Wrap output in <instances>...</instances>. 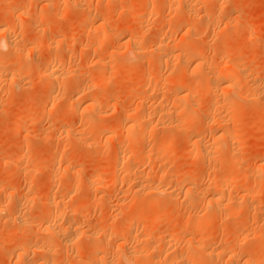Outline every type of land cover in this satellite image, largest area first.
Here are the masks:
<instances>
[{
  "label": "rangeland",
  "instance_id": "obj_1",
  "mask_svg": "<svg viewBox=\"0 0 264 264\" xmlns=\"http://www.w3.org/2000/svg\"><path fill=\"white\" fill-rule=\"evenodd\" d=\"M0 1V30L4 28L9 29L11 31L9 35L10 41L13 43L11 49L10 47L9 49L8 47L5 48L3 44V34L2 32L0 33V43L3 44L0 45V206H2L0 210L4 212L0 214V264H45L46 262V264H105L104 260L113 261L115 264L117 261L119 262V259L116 258L123 253H128L130 251L140 252V250L163 259L168 251L169 254H167L171 256L173 255V251L177 253L185 248L187 249V247L183 245L182 239L180 240L184 235H187L186 238L191 239V250H193L192 246H195L197 241L206 238V236L210 238V245L208 246L210 249L208 248L207 251L213 249H228L233 251L236 247L233 248L230 241L232 242V240L236 238L234 236L239 235L240 238L242 237L243 241L241 242L242 245L240 244L241 246L236 250L237 253H242L244 259L245 257H249L248 259L253 260L254 263L257 262L256 264H264V260H260L261 255L264 254V0H205L203 2L194 0V11H190V13H193H191L190 17L191 19L193 18L191 22L192 25L190 24L191 27H189L192 34L188 33L190 34L188 36H186L187 34L184 35V29L190 25L186 28L181 27L182 25L178 22V18L180 19V17H178L179 15H176V19L174 13L170 14L172 13V8L170 9L168 6L169 3L174 4L173 9L179 8L180 10V8H183V5H185L186 0L178 2L177 5L175 4L177 0H115L114 3L116 4L113 2H111L113 5L110 4L114 6V9L112 8V11L108 13L109 16L106 17L108 26L106 27V30H108L107 32H120L125 28L124 26H127L129 23L128 26H133V31L139 34V36L141 35V37L145 39L144 41L149 38H155L153 40L154 42L159 39L160 36H162L165 41L170 38H186L188 40H185L188 42L190 39V45L184 49L182 53L186 54L188 52L187 54H189L197 50L202 51L200 49L204 48L202 52L205 53H203L205 55V63H202L204 61L201 63L203 69L206 66L205 70L207 68H213V66H215L214 68H218L219 66L222 69L226 70L227 68V70L230 71L232 69V63H235V66L242 62L247 63L242 70V74L243 76H248V80L250 79L249 84L246 83L245 86H240V82L242 81L241 77H243L242 74L234 79V87L236 89L234 88L235 93H233V95L238 103L241 104L237 105L238 107L235 106L236 110L238 109V113L234 112L235 114L233 113L229 117L219 110L221 113L218 111L216 118H213V114L209 109L213 107L211 104H214V102L217 103L214 104L216 108L221 107L223 103H220L219 100L221 99L220 97H222L220 96L222 92H220L218 88L217 91L214 88V92L212 90V92L210 90L207 91L205 87L207 84L206 79L202 80L199 78L200 75L195 73V76L198 78L196 79L194 74H191L194 66L185 68L186 70L188 69L186 71L183 69L185 66L179 61L176 62L177 59L173 60L172 57H170V62L167 57H164L167 63L163 64H166L167 67L164 65V68L163 64L161 68L157 66L156 56L149 54L150 49L146 51L147 48L151 47L150 44L153 43L151 42L152 39L149 42L147 41L150 47L145 42L144 46L148 45L147 48L143 47L141 49V55H143L144 52L147 54L146 56L145 54L139 56L141 60L139 57L137 58V56L134 58V55L125 51V46H120L119 43L122 44L124 41L109 38L102 39L103 41L100 40L99 44L102 47L100 50L102 49V51L100 52L99 50V53L93 54V51L87 50L88 48H86V45L94 40L92 35L94 34V29H92V26L94 28L95 25H92L91 22H88V24H85V22L82 23V17L78 15L83 13H81L83 9L81 8L82 5L79 7V4H82V2L78 4V9L77 6L71 8L69 4L70 1L67 3V1L62 2L63 0L61 2L60 0ZM99 1L86 0L85 3L91 7V10L88 9L87 12H92L95 8L99 9L100 4L101 8H104L101 10L106 12V4L108 1L101 0L103 3ZM162 2L165 3V6ZM181 2H183V4ZM64 3L65 5H63ZM128 7H130L132 11H142H140V15L135 16L134 13H126ZM60 8L65 14V16H62V19L54 15L56 9L58 10ZM80 9L81 11L79 12ZM66 10L70 11V13H67ZM104 11L102 12L105 13ZM175 11L177 10H174V12ZM183 12L184 11H182V13ZM178 14L181 13L179 12ZM42 15L43 17L45 16V19H40ZM142 17L145 18L143 21ZM79 21L82 26L81 24L78 25ZM121 28L122 30H120ZM75 30L78 33H76ZM254 35H257L255 41H253ZM143 50L145 51L143 52ZM185 50L188 51L186 52ZM233 50L236 51L237 55L234 58H228ZM220 57L225 60L222 59V62ZM125 58L128 59L127 62ZM49 60L54 61L57 67H59L57 71L47 79L43 75V70ZM171 60H173L174 63L176 62V65L179 62L182 66L178 64L180 68L176 65L174 67V63H172ZM98 62H102L103 64L101 63L98 65ZM236 62L238 64H236ZM95 65L98 66L95 67ZM103 65L105 68L107 65L108 69L102 67ZM172 67H174L175 70ZM128 73H130V76L125 79V75ZM76 74L79 75V81L75 83V85L77 84L76 88L79 87L81 88L80 90L85 88L84 93L86 95L98 99L100 102H98L100 107L98 105H96V107L98 110L100 109L103 111L99 110V112L102 113L97 116H100L96 119L97 121L99 120L97 124H95L97 122L95 120L92 125H85V118L91 113L89 109L87 110L82 106L87 102L80 103L78 110H69V108H67L69 91L71 92L69 89H72L74 86V76ZM142 75H144V79ZM156 76L158 79H156ZM179 76L182 80L188 82L195 83V80H199V85H203L202 88L206 89V92L201 88V90H203L202 95H197L191 99L188 98V100L184 102L188 107L190 106V110L193 108L194 113H196L195 115L198 114L197 117L191 120L177 113V115H175L176 118H172L176 125L178 122L176 119L180 120L181 126L185 125V123L190 124L192 127L190 125H185L187 130L188 127L190 128L188 134L180 133L181 128L179 129V127H176L178 131L171 132L169 133L170 135H168L167 132H162L161 128L162 126L169 125L172 119L167 118V116H158V113H153H155V111L159 112L162 107L167 110L173 109V105L177 107V104L175 105L177 102H172L173 97L171 98V96L173 95V89L171 90V88L175 85V78L177 79ZM139 77L142 80L140 79L139 81ZM153 80H155L156 83H154ZM95 81H100V85H102L100 86L94 83ZM92 82L96 85L93 86L94 84ZM152 82L155 85H151ZM202 82H205V85L201 84ZM149 84L153 86V88ZM253 85H258L259 89H255ZM149 87L153 89L151 92H154V89L155 92L151 93ZM207 92L212 96L207 95ZM81 96L83 95L80 93L77 96L75 95V97H80L82 99ZM81 99H79V101ZM142 101L145 102L141 103L143 108L139 105ZM189 101L194 104L189 103ZM80 102H83V100ZM187 102L191 105L198 106V110ZM204 106L206 107L204 108ZM138 109L140 112H138ZM95 110L96 112L98 111L97 109ZM125 110H127V112H136L135 117L139 120L140 118L142 119L146 113H148L147 116L150 117L146 118H149L148 121L151 120V118L152 121L154 119L153 122L149 121V125L152 123L153 126H151V124L149 126L150 128H146L148 135L147 133L145 134V136L147 135L145 143L144 141H142V143L137 142L136 145L133 143L132 147H126L127 145L123 146V144H126L123 143L120 145L121 147L123 146L122 148L119 146L118 143L121 139L123 140L126 138L122 136L126 134L121 132L122 130L120 128L117 129L116 126L121 121V118H123L121 113ZM204 111L212 115H206ZM151 112L153 115H157V117H152L153 115ZM139 115L142 116L139 118ZM177 116H179V118ZM208 116L209 120L206 118ZM211 116L215 125L217 124L219 128L222 127V129H226L228 133L230 132L228 136L231 138L227 136V141L221 138L223 142L221 139H219L218 142L223 144L229 143L234 152L235 161H239L238 163L236 162L235 168L232 166L220 170L223 172L225 171L224 173H228L230 176L233 175L235 178L238 176V178L241 176L243 178H240L241 180L238 179L241 183L236 182L237 186L233 185L229 188V190L232 188V191L228 192V194L230 192L231 194H225L223 201L219 204L209 205L199 200L192 199L194 200L193 206L189 205V207L188 203H185V201L183 202L184 188L186 190L189 188L193 192L196 190L197 193L201 191V193H204V196L207 192L212 193L219 189L217 188L218 186L216 187V185L209 180L211 174L213 175V173L219 169L217 166L218 163L215 162L214 164L213 161V163L211 161L210 163L200 157V159L196 158V156L190 152V145H192L196 139L199 141L201 140V144H210L212 142V136L210 134H212L211 129H214V124L210 120ZM20 118L23 119L26 124L17 128L16 121ZM216 119L218 120L216 121ZM206 120L208 122H206ZM207 123L212 127H208ZM155 125L156 129L154 127ZM108 127H110L109 129L111 132L113 129L115 130L112 132L113 134H111L114 138L116 137L117 140L114 139L115 142H113V139H111V141L105 139L109 133L105 132V128ZM153 127L154 129H151ZM157 128H159V131H155ZM84 130L86 132H84ZM151 131H154V133ZM189 132L191 134H189ZM171 134H173L172 138L173 141H175L172 148L162 152L158 155L159 157L155 155L149 157L150 151L162 148L166 140L172 139ZM181 134H184V136ZM231 134H233V136H230ZM72 135L74 136L73 140L71 139L73 137ZM76 135L80 138L77 139L78 137ZM188 135L190 136L188 137ZM188 145L190 147H188ZM116 147L125 150H123L125 152L123 156L126 160H124L125 162H128L129 160L127 157L135 152L136 159L133 161L134 164L133 162H129L131 166H133L131 173L133 174V172H136L135 177H129V180L125 179L126 181L123 184L111 190L105 188L101 189L102 187L98 189L92 185L90 186L88 181L90 179L88 178H91L92 175L98 174L102 178V181H106L111 174H114L113 162L115 161L114 157L116 158L114 155L116 154ZM128 148H130L129 151ZM127 154L129 155L127 156ZM143 158L146 159L147 162ZM159 165L165 168L164 171L167 176L163 178L158 177L156 171ZM52 168H54V170ZM56 169H58V172ZM52 172H54L52 175L54 179L51 177ZM59 172L61 174H59ZM139 173H141L140 175L144 174V181L142 180V182L136 180L137 174ZM178 182L184 187H180L182 193H179ZM125 183L129 186L134 185L135 189H138L137 186L140 184L146 185V189H144L146 193L143 190L140 191V198L138 197L139 195L134 196V193L131 191L130 193L132 196H128L130 193H127L126 206L121 205L119 209L117 207L115 209L111 208L110 206H115L116 203H114V200L116 202L119 192L123 189V191H126L129 187H127ZM124 184L126 186L125 188ZM160 187L162 190H165L167 194H170L171 197L167 196V194L160 195L162 200L166 199L169 201H162V205L164 201L166 202L164 204L166 207L162 206L164 208L161 209L160 207L158 209L154 208L149 216L140 223L141 225L143 223V226L146 225L151 229L148 236L150 241L145 242L147 243L145 244L140 242V238H142L140 234L137 236V239L133 238L139 233L135 234V227L138 228L139 224H132L135 230L131 228L132 226L130 227L132 230H125L123 227H126V225L123 223H125L126 216L132 214L134 211L136 212V209H138V203L134 205L132 201L139 198L142 199L145 196H155V193L152 194L155 192L153 189H161ZM94 189H97V191ZM246 189L251 191H247ZM246 191L251 193L250 196H248L249 193H246ZM8 195H12L14 199H9L10 197ZM243 195L244 197H241ZM166 197H170L171 201L170 198L167 199ZM174 198L175 201H173ZM242 198L247 199L243 200ZM51 199H54V203L57 201L56 204L59 203L60 207L66 210V215H64L63 218H58L52 222L57 229L61 226L66 228L64 229L61 227L62 229L57 238H53L49 233L40 232L41 230H39V228H37L36 231L40 233L32 232V224L39 227L38 224L40 225L43 216L50 211H54L53 208L56 207V204L54 205ZM129 199L132 201L130 202ZM60 201L63 202V204L60 203ZM226 202L229 204L226 205ZM130 203H133V206ZM230 204H232V206ZM183 205L185 206L183 207ZM215 206H218L217 209L219 211L214 208ZM225 206L227 208H225ZM229 206L231 207L229 208ZM248 206H250V209ZM75 209L76 212L74 211ZM158 212H162L165 219H163L161 223L159 222L155 226H151L150 221ZM19 213L27 218V221L25 220L26 222H23L29 225L23 222L13 221L12 218L15 216L14 214L17 215ZM192 215H194V218ZM195 215L208 216L210 223L196 228H186L185 225H190L195 219ZM239 216L241 217L238 218ZM4 223L6 225H4ZM16 224H18L16 226L17 228L22 225L23 227L21 228H32V230H30L28 235L20 234L15 238L13 235L16 231ZM183 225L185 228H183ZM68 227L71 228L69 229ZM100 228H109L108 230L113 229L114 233L100 238L99 234H95V230L97 231ZM65 230L66 232L67 230L70 232L71 237L73 233L76 235L74 234V237L71 238L68 236L70 235L69 232H63ZM75 230L81 231L82 234L77 231V237ZM152 230H154V232H152ZM160 230L162 231L160 232ZM33 231H35V229ZM71 231L75 232L71 233ZM123 231L125 232L123 233ZM158 231L161 234H165L162 236ZM239 231L244 234L240 235ZM87 232H93V234L89 233L90 236L95 235L90 237L86 235L88 234ZM169 232H173L176 235L174 237L176 239L171 241V243L167 241V233ZM130 234H134L135 236L132 235V237ZM244 235H246V237ZM243 237H245V239ZM44 241L47 242L49 247L48 245H44L45 247L41 246L45 243ZM21 242L28 245L32 244L34 248L32 247L31 250H26V252H24L25 254L21 258H18L17 254L22 252L18 251L16 248L18 247L17 243L20 244ZM37 245L39 249L36 248ZM98 245H101L102 248L104 247L105 249H101L99 253L97 252L94 254L93 252L98 248ZM169 245H171L172 249H169L171 248ZM250 246H253V248H249ZM175 250H177V252ZM204 250L205 249L200 248L194 249L193 251H195V253L197 252L195 255L199 253L198 255L202 257ZM183 251L185 253V250ZM244 252L248 255L244 254ZM113 253L119 256L117 257V255L115 256ZM109 255H111V257ZM199 256L197 258H199ZM43 258L45 259L43 260ZM214 260L213 258H209L206 260L207 263L204 261L203 264H229L222 257L219 258L216 256L215 262ZM118 262L116 264H118Z\"/></svg>",
  "mask_w": 264,
  "mask_h": 264
},
{
  "label": "bare ground",
  "instance_id": "obj_2",
  "mask_svg": "<svg viewBox=\"0 0 264 264\" xmlns=\"http://www.w3.org/2000/svg\"><path fill=\"white\" fill-rule=\"evenodd\" d=\"M62 0H60V2H61ZM67 1V3H68V1H70V6H71V8H73L74 6L76 7L77 6V8H78V4L80 3V2H82V4H79V7H80V5H82L81 6V8H83L82 9V11H81V9L79 10V12L81 11V13L82 14H78V15H81L80 17H82L81 18V21H82V23H84L85 22V24L87 23L88 24V22L90 23H92V25H95V27L93 28V26H92V29H94L92 32L94 33V34H92L93 35V37H94V40L90 43V44H88V45H86V48H88L87 50H90V51H93V54L94 53H99V50H100V48H102L101 47V45L99 44V42H100V40L101 41H103L104 39H106V38H109V39H115V40H118V41H124L122 44L121 43H119L120 44V46L122 47V46H125V51H127V52H129V54H131V55H134V58H135V56H137V58L139 57V56H143L144 54H145V56L147 55L144 51L145 50H143V52H144V54L143 55H141L142 54V52L140 53V51H141V49L143 48V47H146L147 48V46L149 45L148 43H147V41L149 42V41H151V39L149 40H146V41H144L145 39H143V37H141V35L139 36V34H136V32H134L133 31V29L134 28H132L131 26H128L129 25V23H128V25L127 26H124V27H122V28H124L123 30H122V28L120 29V30H122V31H120V32H107L108 30H106V27H108L107 26V21H106V17L107 16H109V14L108 13H110L111 11H112V8L114 7V6H111V5H113V4H111V2H113L114 3V1L115 0H107L108 1V3L106 4V12L104 11V10H101V9H104V8H101V4H100V8L98 9V8H95L94 10H92V12L90 11V12H87L88 11V9L89 10H91V7L87 4V3H85V1L86 0H84V1H80V0H63L62 2H66ZM91 1V0H90ZM99 1V0H98ZM101 1V0H100ZM99 1V2H100ZM117 1V0H116ZM180 1H182V0H177V2L175 3L176 5H177V3L178 2H180ZM199 2H203V1H205V0H198ZM1 2V1H0ZM89 2V1H88ZM99 2H97V3H99ZM102 2V1H101ZM105 2V1H104ZM123 2V1H122ZM147 2V1H146ZM145 2V3H146ZM171 2V1H170ZM183 2H185V1H183ZM183 2H181L182 4H183ZM67 3H66V5H67ZM103 3V2H102ZM163 4H164V6H165V3L164 2H162ZM173 3V2H172ZM193 3H194V0H186V2H185V5H183V8L181 9L180 8V10H182V11H184L183 13H182V11H180L179 10V8H176V9H173V6H174V4H170L169 3V8L171 9H173V11H172V9H171V12L172 13H170V14H173L174 13V16H176V15H179L178 17H180V19L178 18V22H179V24H181L182 26L181 27H184V28H186L188 25H190L191 24V22H192V19L190 18L191 17V13H190V11L191 10H193ZM49 4V3H48ZM111 4V5H110ZM114 4H116V3H114ZM127 4V3H126ZM198 4V3H197ZM200 4V3H199ZM63 5H65V3L63 4ZM103 5V4H102ZM105 5V4H104ZM146 5V4H145ZM167 5V4H166ZM179 5V4H178ZM88 6H89V8H88ZM163 6V7H164ZM168 6H167V8H168ZM180 6H182V5H180ZM196 6V5H195ZM194 6V7H195ZM221 6V5H220ZM74 7V8H75ZM103 7V6H102ZM132 7V6H131ZM184 7H185V9H184ZM65 8H67V7H65ZM76 8V9H77ZM94 8V7H93ZM168 8V9H169ZM68 9V8H67ZM79 9V8H78ZM114 9V8H113ZM122 9H124V8H122ZM170 9H169V11H170ZM184 9V10H183ZM216 9V8H215ZM8 10H10V9H8ZM7 10V11H8ZM13 10V9H12ZM12 10H11V12H12ZM63 10V9H62ZM68 10H70V9H68ZM68 10H66V12L68 13H70V11H68ZM75 10V9H74ZM174 10H177V11H175L174 12ZM217 10V9H216ZM102 11H104L105 13H103ZM115 11V10H114ZM125 11V10H124ZM123 11V12H124ZM135 11V10H134ZM132 11V9L130 8V7H128L127 9H126V13L128 12V13H134V15L136 16V15H140V11H142V10H138V11ZM194 11V10H193ZM77 12V11H76ZM181 13V14H178V13ZM214 12H216V11H214ZM220 12V11H219ZM176 13V14H175ZM185 13V14H184ZM54 14V13H53ZM52 14V15H53ZM124 14V13H123ZM142 14H143V12H142ZM183 14V15H182ZM193 14V13H192ZM195 14V13H194ZM217 14V13H216ZM57 18L59 17H61V19H62V16H65V14H64V11H61V8L60 9H56V12H55V14H54ZM54 15H53V17H54ZM67 15V14H66ZM111 15V14H110ZM133 15V16H134ZM181 15V16H180ZM123 16V15H122ZM142 16V15H141ZM195 16V15H194ZM193 16V17H194ZM79 17V18H80ZM139 17V16H138ZM41 18H44L45 19V16L43 17V15L40 17V19ZM133 18H135V17H133ZM143 18V17H142ZM195 18V17H194ZM43 19V20H44ZM131 19H132V17H131ZM139 19V18H138ZM145 18H143L142 19V21L144 20ZM176 19H177V16H176ZM191 19V20H190ZM197 19V18H196ZM196 19H194V20H196ZM80 20V19H79ZM140 20V19H139ZM42 21V20H41ZM44 22V21H43ZM141 22V21H140ZM175 22V21H174ZM177 22V21H176ZM177 22V23H178ZM142 23V22H141ZM140 23V24H141ZM81 24V22L79 21V23H78V25H80ZM133 24V23H132ZM139 24V25H140ZM143 24H144V22H143ZM143 24H141V25H143ZM228 24V23H227ZM231 24V23H230ZM138 25V26H139ZM192 25V24H191ZM191 25L190 26H188L186 29H184L185 30V33H184V35L185 34H187L186 36H188V35H190V34H188V33H191L192 31H191V29L189 28V27H191ZM226 25V24H225ZM81 26H82V24H81ZM227 26V25H226ZM175 27V26H174ZM193 27H194V25H193ZM228 27V26H227ZM59 28H61V27H59ZM142 28V27H141ZM89 29V28H88ZM90 29H91V25H90ZM89 29V30H90ZM136 29V28H135ZM138 29H139V27H138ZM63 30V29H62ZM81 30V29H80ZM58 31H60V30H58ZM77 31H78V28H77ZM136 31V30H135ZM191 31V32H190ZM2 32V34H3V39H4V47L6 48V47H8V49H9V47H10V49H11V46H12V44L13 43H11V41H10V30L9 29H1L0 30V33ZM75 32H76V30H75ZM87 32H89V31H87ZM90 32H91V30H90ZM76 33H78V32H76ZM88 34H91V33H88ZM192 34V33H191ZM92 35H91V37H92ZM165 36V35H164ZM185 36V37H186ZM194 36V35H193ZM157 37V36H156ZM190 37V36H189ZM158 38H159V36H158ZM165 38V37H164ZM167 38V37H166ZM170 38V37H169ZM191 38V37H190ZM254 39H253V41H255L256 40V38H257V35H254V37H253ZM103 39V40H102ZM155 38H153L152 39V41L151 42H153V40H154ZM168 39V38H167ZM166 39V40H167ZM186 39V38H185ZM184 38H180V39H168L167 41H165L163 38H162V36H160V38L159 39H157V40H155L152 44H150L151 45V47H150V45H149V47L150 48H147L146 49V51H148V49H150L149 50V54H151V55H154V56H156L155 58H156V61H157V66H160V68H161V66H162V64L163 63H167V60H164V57L166 58L167 57V59H169L168 61L170 62V57H172L173 58V60L175 59H177L176 60V62L177 61H179L183 66H185V67H183V69H185V68H188L189 66L191 67H193L192 68V75L194 74V77L196 78V79H198L196 76H195V73H197V75L199 74L200 75V77L199 78H201L202 80L203 79H206V81H207V84H206V88H207V91L208 90H212L213 91V89L215 88V90L217 91V88L220 90V92H222L221 93V95L220 96H222V97H220L221 99H222V101H221V99L219 100V102L220 103H223L222 105H221V107H218V108H216L215 106H214V104H217V103H215L214 101H216V100H214L213 102H214V104H211V106L213 105V107L212 108H210L209 110H210V112L213 114H209V115H212L213 116V118H216L217 117V113H218V111L220 110V111H222V113L224 112V114H226L227 116H229L230 117V115L231 114H233L234 112H237L238 113V109L236 110V107H238L237 105H239L240 103H238V101L236 100V98L234 97V95H233V93H235V87H234V79L236 78V77H238L239 75H241L242 74V70H243V68H245L244 66L247 64V63H243L242 61V63H240V64H238L237 62H236V64H238V65H236L235 66V63H232V69L229 71V70H227V68H226V70L225 69H222V68H220L219 66H218V68H214L215 66H213V68H207L206 70H205V68H206V66H205V68L203 69V65H202V63H205V53L204 52H202L203 51V49L204 48H202V49H200V50H202V51H199V50H197V51H193L192 53H189V54H187L188 52V50L186 51L187 53L186 54H183L182 53V51H184V49H186L189 45H190V39H189V41L187 42L186 40H188V39H186L185 40ZM195 39V38H194ZM192 40V39H191ZM145 42H146V44H148V45H146V46H144L145 45ZM2 43H0V45H3ZM1 48V47H0ZM98 51V52H97ZM102 51V49L100 50V52ZM86 52V51H85ZM1 53V52H0ZM185 53V52H184ZM204 53V54H203ZM3 54V53H2ZM95 54V55H96ZM127 54V53H126ZM1 55V54H0ZM230 56H228V58H234L237 54H236V51L235 50H233L230 54H229ZM144 56V57H145ZM128 57V56H127ZM130 57V56H129ZM133 57V56H132ZM153 57V56H152ZM157 57H158V59H157ZM169 57V58H168ZM225 57V56H224ZM143 58V57H142ZM154 58V59H155ZM221 59L220 60H222V59H224V58H222V57H220ZM226 58V57H225ZM2 59V58H1ZM99 59V58H98ZM126 59V62L128 61V59L127 58H125ZM139 59H140V57H139ZM145 59V58H144ZM132 60H133V58H132ZM141 60V59H140ZM143 60V59H142ZM173 60H171L172 61V63H174V61ZM209 60V59H208ZM211 60V59H210ZM219 60V59H218ZM225 60V59H224ZM96 61H97V59H96ZM100 61V60H99ZM137 61V60H136ZM202 61H204V62H202ZM175 62V63H176ZM177 63V65L174 63V67H175V65L176 66H178V64L180 65V63ZM202 62V63H201ZM207 62V61H206ZM219 62V61H218ZM221 62V61H220ZM222 62H223V60H222ZM239 62V61H238ZM99 64L98 65H100L101 63L100 62H98ZM106 63H108V62H106ZM106 63H104V64H106ZM91 64H92V62H91ZM103 64V63H102ZM111 64V63H110ZM214 64V63H213ZM223 64V63H222ZM234 64V65H233ZM63 65V64H62ZM98 65H95V67H97ZM155 65V66H156ZM164 65H166V64H163V66ZM182 65H180V66H182ZM220 65H221V63H220ZM110 66V65H109ZM156 66V67H157ZM162 66V67H163ZM202 67V69H201V67ZM59 67V66H58ZM58 67H57V65L54 63V61H51V60H49L48 61V63L46 64V66L44 67V70H43V75H44V77L45 78H50L53 74H54V72H56L57 71V69H58ZM102 67H104L105 68V66L103 65ZM166 67H167V65H166ZM174 67H172L173 69H174ZM179 67V66H178ZM208 67V66H207ZM209 67H211V66H209ZM63 68V67H62ZM164 68H165V66H164ZM180 68V67H179ZM182 68V67H181ZM105 69H108L107 68V65H106V68ZM99 70V69H98ZM110 70V69H109ZM164 70V69H163ZM175 70V69H174ZM180 70V69H179ZM186 70V69H185ZM188 70V69H187ZM186 70V71H187ZM201 70H203V71H201ZM101 71V70H100ZM108 71V70H107ZM111 71V70H110ZM116 72V71H115ZM180 72V71H179ZM199 72V73H198ZM110 73V72H109ZM127 73V72H126ZM141 73H143V72H141ZM140 73V74H141ZM83 74V73H82ZM108 74V73H107ZM167 74V73H166ZM186 74V73H185ZM102 75V74H101ZM132 75H133V73H132ZM79 75H75L74 76V86L72 87V89H69V90H71V92L69 91V96H68V104H67V108H69V110L71 109V110H78V108L80 107V103L82 104V103H84V102H87L85 105L83 104L82 106H84V108L85 109H89V111H91V113L89 114V115H87V117L85 118V125H92L93 123H94V121L97 119V118H99V117H97L98 116V114H100L101 115V113L99 112V110H98V108L96 107V105H98L100 102L98 101V99H95V98H92V97H90V96H88V95H86L85 93H84V91H85V88L84 87H82V88H84V89H82V90H80L81 88H76V85H75V83H77L79 80V77H78ZM98 76V75H97ZM129 76H130V73H128V74H126L125 75V79H127V78H129ZM134 76V75H133ZM139 76V75H138ZM143 76V79H144V75H142ZM149 76V75H148ZM184 76V75H183ZM242 76H243V74H242ZM145 77H146V75H145ZM150 77H153V76H150ZM136 78V77H135ZM148 78V77H147ZM155 78V77H154ZM179 78V79H178ZM177 79L175 78V85H174V83H173V85L175 86H173L172 88H171V90L173 89V91H172V93H173V95L171 96V98H172V102H177V103H175V105L177 104V107H175L174 105H173V109L171 108V109H164L163 107V109L161 108L160 110H159V112H156L155 111V113H153V114H156V113H158V116H167V118H170V119H172V118H176V116L175 115H177V113L179 114V115H181V116H184L186 119H191V120H193L194 119V117H197V115H195L196 113H194V111H193V108L191 109L192 111H193V113H192V111L189 109L190 108V106L188 107V105L187 104H185L184 102H186L187 100H188V98H193V97H195V96H197V95H202V91L204 90H206V89H203L202 88V86L203 85H199V80L198 81H196L195 80V83H198V84H195V83H193V82H188V81H184V80H182L181 78H180V76L178 77ZM186 78V77H185ZM242 79V81L240 82L241 83V87H243V86H245L246 85V83H248L249 84V81H250V79L248 80V76L247 75H244L243 77H241ZM76 79V80H75ZM107 79V78H106ZM110 79V78H109ZM140 77H139V81H140ZM156 79H158V77L156 76ZM163 79V78H162ZM172 79V78H171ZM187 79V78H186ZM142 80V79H141ZM148 80V79H147ZM147 80H146V82H147ZM150 80V79H149ZM164 80V79H163ZM94 81V80H93ZM152 81V80H151ZM154 81V83H156L155 82V80H153ZM172 82H174L173 80H171ZM193 81V80H192ZM105 82V81H104ZM93 83V82H92ZM94 83H96V84H99L100 85V81H95ZM93 83V84H94ZM103 83V82H102ZM106 83V82H105ZM151 83V82H150ZM165 83V82H164ZM205 83V82H204ZM203 82L201 83V84H204ZM96 84H94L93 86H95ZM172 84V83H171ZM102 85V84H101ZM100 85V86H101ZM150 85V84H149ZM151 85H155V84H153V82H152V84ZM150 85V86H151ZM205 85V84H204ZM243 85V86H242ZM255 85V84H254ZM253 85V86H254ZM72 86V85H71ZM147 86V85H146ZM103 87V86H102ZM142 87H143V85H142ZM152 88H153V86H151ZM151 87H149V89H150V92L151 91H153V89L151 88ZM140 88V87H139ZM154 88H155V86H154ZM201 88L203 89V90H201ZM235 88V89H234ZM254 88L255 89H259V86L257 85V86H254ZM137 89V88H136ZM257 89V90H258ZM80 90V91H79ZM88 90V89H87ZM141 90V89H140ZM211 91V92H212ZM154 92H155V89H154ZM154 92H151V93H154ZM171 92V91H170ZM206 92V91H205ZM204 92V93H205ZM214 92V91H213ZM232 92V93H231ZM81 94V95H83V96H81L82 97V99L79 97V98H77V97H75V95L77 96L78 94ZM218 93H219V91H218ZM237 93V92H236ZM171 95V94H170ZM207 95H211V94H208V92H207ZM212 96V95H211ZM202 98V97H201ZM213 98V97H212ZM79 99H81V100H83V102H80L79 101ZM203 99V98H202ZM97 100V101H96ZM218 101V100H217ZM55 102V101H54ZM99 102V103H98ZM213 102H210V103H213ZM240 102V101H239ZM141 103H145V102H140L139 103V105H140V107H142L141 105ZM171 103V102H170ZM188 103V102H187ZM189 103H193V102H190L189 101ZM188 103V104H189ZM194 104V103H193ZM171 105H172V103H171ZM189 105H191V104H189ZM241 105V104H240ZM99 106V105H98ZM191 106H193V107H195V109L196 110H198V106H194V105H191ZM206 106H208V105H206ZM206 106H204V108L206 107ZM236 106V107H235ZM66 107V106H65ZM96 107V108H95ZM100 107V106H99ZM203 107V106H202ZM138 108V107H137ZM143 108V107H142ZM222 110H221V109ZM95 109H97L98 111L96 112V110ZM207 109H208V107H207ZM206 109V110H207ZM133 110V109H132ZM139 110V109H138ZM137 110V111H138ZM145 110V109H144ZM201 110V109H200ZM203 110V109H202ZM209 110H208V112H209ZM100 111H103V110H100ZM126 112H127V110H125ZM125 111H123L121 114H122V117L123 118H121V121L117 124V126H116V128L118 129V128H120L119 130L121 131V132H123L124 134H126V135H123L122 137H126L125 139H121V144H120V142L118 143L119 144V146L120 145H122L123 143H126V144H123V146L124 145H127L126 147H132V145H133V143L136 145V143L138 142H141L142 143V141H144V143H145V139L147 140V138H146V136L148 135V131H146V128H150L149 126L152 124H150L149 125V121H152V118H151V120H149L148 121V119L150 118L149 116H147V114L148 113H144L145 115H144V117L141 119L140 117L142 116H140L139 115V118H140V120H142V121H140L137 117H135V113L134 112H131V111H129V112H125ZM135 111V110H134ZM190 111V112H189ZM219 111V113H221ZM138 112H140V110L138 111ZM137 112V113H138ZM197 112V111H196ZM201 112V111H200ZM204 112H206V115H208L207 114V111H204ZM124 113V114H123ZM121 114H120V116H121ZM150 114V113H149ZM151 114H152V112H151ZM152 114V115H153ZM205 114V113H204ZM216 114V115H215ZM235 114V113H234ZM137 115V114H136ZM151 115V116H152ZM203 115V114H202ZM219 115V114H218ZM175 116V117H174ZM212 116L210 117V120L212 121ZM147 117H149L148 119H146ZM152 117H157V115H153ZM178 118H179V116H177ZM223 117V116H222ZM224 117H226V116H224ZM161 118V117H160ZM206 118H208L207 120H209V116L208 117H206ZM204 119V118H203ZM223 119V118H222ZM229 119H231V118H229ZM83 120H84V118H83ZM178 122H177V125H176V123L174 122V119H172V121H170V123H169V125H167V126H162V128H161V130H162V132L164 131V132H167L168 133V135H170L169 133H173V132H176V131H178V130H176V127L178 128L179 127V129L181 128V130H182V132H181V130H180V133H184V134H188V130L190 129L189 127H188V130H187V127H185V125H190V124H188V123H185V125H183V126H181V122H180V120H178V119H176ZM206 120V122H208ZM218 119H216V121H217ZM97 121V120H96ZM99 121V120H98ZM98 121L95 123V124H97L98 123ZM153 121H154V119H153ZM152 121V122H153ZM181 121H182V119H181ZM220 121L222 122V120L220 119ZM84 122V121H83ZM205 122V121H204ZM210 122V121H209ZM215 122V121H214ZM219 122V121H218ZM180 123V124H179ZM183 123V122H182ZM212 123H213V121H212ZM23 124H26V123H24V120L23 119H18L17 121H16V127L17 128H19V127H21ZM82 124H84V123H82ZM175 124V125H174ZM204 124V123H203ZM206 124V123H205ZM210 124V123H209ZM214 125V129L212 130L211 129V131H212V134H210L211 136H212V142L209 144V143H207V144H201V140L199 141V140H197L196 139V141L192 144V145H188V147H190V152L192 153V154H194L195 156H196V158H202L203 160H206V161H213L214 162V164H215V162L216 163H218V168L219 169H217L214 173H213V175L211 174V178L209 179V180H211L213 183H214V185H216V187L217 188H219V189H217L216 191H213L212 193H210V192H207V194L204 196L203 194L204 193H201V191H199L200 193H197V191L195 192H193V191H191L189 188L186 190L183 186H182V184L180 183L181 182V180H180V182H178V189H179V193L181 192L180 191V187L182 186L184 189H183V192H184V194H183V202L185 201V203H188V206L189 205H192L193 203H194V200L196 199V200H199V201H201L202 203H207V204H209V205H216V204H219L221 201H223V199H224V197H225V194H227V195H229V194H231V192L228 194V192L229 191H232V188L229 190V188L231 187V186H233V185H236L237 186V183H241V182H239V180L238 179H240V178H243L242 176L240 177V178H238V177H233V175L232 176H230V175H228V173H224L222 170H220V169H225V168H230V167H232V166H234V168H235V164H237L239 161H235V159H234V152H233V150L231 149V145L228 143V144H223V143H219L218 142V140L219 139H223L224 141H227L228 139H227V136H228V134H230V132L228 133L227 132V130L226 129H222V127L221 128H219L218 127V125L216 126L215 125V123H213ZM219 124V123H218ZM222 124V123H221ZM225 124V123H224ZM164 125V124H163ZM193 125V124H192ZM195 125H197V124H195ZM207 125H208V123H207ZM212 125V124H211ZM115 126V125H114ZM151 126H153V124L151 125ZM191 126V125H190ZM219 126H222V125H219ZM85 127V126H84ZM113 127V126H112ZM155 127V129H156V125L154 126ZM154 127L153 128H151V129H154ZM192 127V126H191ZM207 127V126H206ZM208 127H210V125H208ZM212 127V126H211ZM210 127V128H211ZM217 127V128H216ZM86 128H87V126H86ZM110 127H108V128H105V132L107 133V132H109L108 133V135L106 136V138L105 139H109V141H111V139H113V142H115L114 141V139H116V137L114 138V136H112L111 134H113L112 132L113 131H115L114 129L112 130V132H111V130L109 129ZM113 128H115V127H113ZM116 129V130H117ZM206 129V128H205ZM237 129V128H236ZM148 130V129H147ZM160 130V131H161ZM193 130V129H192ZM155 131H159V128H157V130H155ZM235 131V130H234ZM234 131H232V132H234ZM84 132H86L85 130H84ZM89 132V131H88ZM93 132V131H92ZM104 132V133H105ZM150 132V131H149ZM152 132V131H151ZM227 132V133H226ZM82 133V132H81ZM147 133V135L145 136V134ZM152 133H154V131L152 132ZM235 133V132H234ZM237 133V132H236ZM68 134V133H67ZM74 134V133H73ZM89 134V133H88ZM150 134V133H149ZM175 134V133H174ZM184 134H181V135H183L184 136ZM189 134H191L190 132H189ZM218 134V135H217ZM75 135V134H74ZM80 135V134H79ZM104 135V134H103ZM172 135L173 134H171V138H172ZM236 135V134H235ZM69 136V135H68ZM73 136V135H72ZM77 136V135H76ZM75 136V137H76ZM190 135H188V137H189ZM194 136V135H193ZM197 136V135H196ZM215 136H216V139H215ZM230 136H233V134H231ZM78 137V136H77ZM82 137V136H81ZM86 137V136H85ZM198 137H200V136H198ZM197 137V138H198ZM229 137V136H228ZM73 138H74V136L71 138L72 140H73ZM80 137H78L77 139H79ZM229 138H231V137H229ZM76 139V138H75ZM76 139V140H77ZM93 139V138H92ZM166 139V138H165ZM211 139V138H210ZM222 139H221V141H222ZM226 139V140H225ZM117 140V139H116ZM195 140V139H194ZM75 141V140H74ZM82 141V140H81ZM93 141V140H92ZM210 141V140H209ZM118 142V141H117ZM116 142V143H117ZM175 141H173V138L172 139H169L168 141L166 140V143L162 146V148H160V149H155L154 151H150L149 152V157L150 156H152V155H155V156H158V155H160L162 152H165V151H167V150H169V149H171L172 148V146L175 144L174 143ZM223 142V141H222ZM236 142V141H235ZM97 144H98V142H97ZM239 144V143H238ZM237 144V145H238ZM241 144V143H240ZM118 146V147H119ZM122 146V147H123ZM121 147V146H120ZM121 147V148H122ZM134 147V146H133ZM187 147V148H188ZM233 147V146H232ZM121 148L120 149H118L117 147H116V151H115V153L116 154H114L115 156H116V158L114 157V164H113V169H114V174L112 175L111 174V176H109V178L106 180V181H102V178L98 175V174H95V175H92L91 176V178L89 177L88 179H90V180H88L89 181V184H90V186L92 185L93 187H96V188H98V189H100V187H102L101 189H103V188H105V189H108V190H111V189H113V188H115L116 186H118V185H121V184H123L127 179L129 180V177H135V173L133 172V174L131 173V169H133L132 167L133 166H131V163H129V162H133L135 159H136V154H135V152H133V153H131L130 155L129 154H127V159L129 160L128 162H125L126 160H125V158L123 157L124 155H125V150L124 149H122L121 150ZM129 149L130 148H128V151H129ZM124 150V151H123ZM127 150V149H126ZM136 150V149H135ZM151 150V149H150ZM188 151V150H187ZM137 152V151H136ZM186 152V151H185ZM95 153V152H94ZM147 153V152H146ZM189 153V152H188ZM97 154V153H96ZM27 155V154H26ZM147 155V154H146ZM198 156V157H197ZM264 156V155H263ZM28 157V156H27ZM123 157V158H122ZM126 157V156H125ZM140 157V156H139ZM154 157V156H153ZM159 157V156H158ZM146 158H147V156H146ZM199 158V159H200ZM54 159V158H53ZM61 159V158H60ZM144 159V158H143ZM201 159V160H202ZM125 160V161H124ZM145 161H146V159H144ZM56 161V160H55ZM61 161H62V159H61ZM147 162V161H146ZM145 162V163H146ZM210 162V163H211ZM212 162V163H213ZM237 162V163H236ZM68 163V162H67ZM135 163H136V161H135ZM142 163H143V161H142ZM60 164V163H59ZM61 164H62V162H61ZM133 164H134V162H133ZM214 164H212V165H214ZM55 165V164H54ZM144 165V164H143ZM210 165V164H209ZM111 166H112V164H111ZM215 166V165H214ZM244 167V166H243ZM264 167V166H263ZM55 168V167H54ZM54 168H52L53 170H54ZM112 168V167H111ZM214 168V167H213ZM215 169V168H214ZM239 169V168H238ZM247 169V168H246ZM52 170V171H53ZM165 168H163V166H161V165H159L158 166V170L156 171L157 173V175H158V177H161V178H163V177H165V176H167V174L165 173ZM219 170V171H218ZM56 171L58 172V169H56ZM76 171V170H75ZM75 171H74V173H75ZM57 172H56V174H57ZM77 172V171H76ZM83 172V171H82ZM138 172V171H137ZM142 172V171H141ZM50 173V172H49ZM53 173L54 172H52V174H51V177H52V175H53ZM69 173V172H68ZM80 173V172H79ZM59 174H61L60 172H59ZM58 174V175H59ZM77 174H78V172H77ZM141 173H139V174H137L136 176V180H139L140 182H142V180L144 179V177H143V175H140ZM79 175V174H78ZM55 176V175H54ZM245 176V175H244ZM78 178V177H77ZM132 178V179H133ZM190 178V177H189ZM52 179H54L53 177H52ZM57 179V178H56ZM56 179H55V182H56ZM126 179V180H125ZM245 179V178H244ZM51 180V179H50ZM131 180V179H130ZM188 180V179H187ZM241 180V179H240ZM243 180V179H242ZM32 181V180H31ZM135 181V180H134ZM139 181H137V182H139ZM144 181V180H143ZM237 182V183H236ZM236 183V184H235ZM52 184H53V180H52ZM126 184V183H125ZM125 184H124V188L126 187L125 186ZM133 184H134V182H133ZM177 184V183H176ZM264 184V183H263ZM127 185V187L129 186L128 184H126ZM175 186V185H174ZM264 186V185H263ZM138 187V189L136 188H134V185L132 186H129L127 189H126V191H123L122 189V191L121 192H119V196L116 198V202H115V200H114V203H116L115 204V206L113 205V206H110L111 208H120V206L121 205H125L126 206V201H127V197L128 196H132V194L130 193L131 191H132V193H134L133 195L134 196H138V197H140V191H144V189H146V185H142V184H140V185H138L137 186ZM148 187V186H147ZM176 187V186H175ZM260 187V186H259ZM133 188H134V190H133ZM161 188V187H160ZM263 188V187H262ZM92 189V188H91ZM120 189V188H119ZM164 189V188H163ZM94 190H96L97 191V189H94ZM155 192H153L152 194H156V195H158V196H154V195H152L151 197L150 196H145L144 198H142V199H135L134 201H132L131 199H129L130 200V202L132 201L133 203H134V205L136 204V203H138V205H137V207H138V209H136V212L134 211L132 214H129L128 216H126L125 217V223H123V224H125L126 225V227H123V225H122V223H121V225H122V227L126 230V229H130V230H132L131 228H133V226H132V224L133 223H137L136 225H138V228H136L135 227V229H136V232H135V234H137L138 232V235H134V234H132V235H134L135 237H133L131 234V236L133 237V238H135V239H137V236H139V234H140V236H142V238H140V242H143V243H145V242H148V241H150L149 240V238H148V236H149V234H150V232H151V229H150V227H148V226H143V223H142V225L140 224L142 221H143V219H145V218H147L148 216H149V214H150V212L152 211V210H154V208H159L160 207V209L161 208H164V207H162V206H165L166 207V205H164L166 202H169L168 200H166V199H163V200H166V202L164 201L163 203V205H162V198L160 197V195H164V194H167V192H165V190H162V188L161 189H158V188H156V189H153ZM247 191H251V190H248V189H246ZM254 190V189H253ZM171 191V190H170ZM176 191V190H175ZM246 191V193H249V195L248 196H250V192H247ZM145 192V191H144ZM254 192V191H253ZM127 193H130L128 196H127ZM146 193V192H145ZM148 193V192H147ZM174 193V192H173ZM176 193V192H175ZM179 193H178V195H179ZM182 193V192H181ZM244 194V193H243ZM256 194V193H255ZM4 195V194H3ZM242 195V194H241ZM244 195H246V194H244ZM244 195L243 196H241V197H244ZM9 196V195H8ZM166 196V195H165ZM167 196H170L171 197V195L170 194H167ZM177 196V195H176ZM247 196V195H246ZM3 197V196H2ZM10 198L9 199H12L13 197H12V195H10L9 196ZM52 197V196H51ZM116 197V196H115ZM164 197V196H163ZM170 197H166L167 199L168 198H170ZM180 197V196H179ZM194 197V198H193ZM239 197V196H238ZM4 198V197H3ZM6 198V197H5ZM103 198H105V197H103ZM14 199V198H13ZM55 199V198H54ZM53 199V200H54ZM61 199V198H60ZM192 199H194V200H192ZM226 199V198H225ZM239 199V198H238ZM243 199V198H242ZM245 199V198H244ZM243 199V200H244ZM247 199V198H246ZM245 199V200H246ZM52 200V199H51ZM52 200V201H53ZM108 200V199H107ZM231 200V199H230ZM52 201H51V204H52ZM170 201H171V198H170ZM173 201H175V198H174V200ZM228 201V200H227ZM50 202V201H49ZM56 202L57 201H55V203H54V201H53V203H54V205L56 204ZM59 202V201H58ZM229 202V201H228ZM228 202H226L225 204L226 205H228L229 203ZM246 202V201H245ZM45 203V202H44ZM60 203H62L63 204V202H61L60 201ZM132 203V204H133ZM231 203H232V201H231ZM233 203H234V201H233ZM236 203V202H235ZM49 204V203H48ZM58 204V205H57ZM56 204V207H54L53 209H54V211L53 212H49V213H47L46 215H44L43 216V219H42V221H41V223H40V225L38 224V226L39 227H37V225H35L34 226V224H32L31 222V224L34 226H32V228H33V230L35 229V231H33L32 230V228L31 229H25V228H21V227H23L22 225H21V227H19L18 226V228L16 227L18 224H16L15 225V227H16V231H15V233H14V235L13 236H15V238L17 237V236H19L20 234H25V235H28L29 233H30V230H32V232H37V233H40V232H46V233H49L53 238H57L58 236H59V234H60V230L62 229V228H64V229H66L65 227H59V229H57V228H55V226H54V224H52V222H54V220H56V219H58V218H63L64 217V215H66V210H65V208L63 209V208H61L60 207V204L59 203H57ZM108 204V203H107ZM131 204V203H130ZM131 204V205H132ZM180 204V203H179ZM178 204V205H179ZM246 204V203H245ZM253 204V203H252ZM50 205V204H49ZM86 205V204H85ZM110 205H112V204H110ZM174 205V204H173ZM231 206H232V204H230ZM251 205V204H250ZM45 206H46V204H45ZM63 206V205H62ZM90 206V205H89ZM93 206V205H92ZM108 206H109V204H108ZM133 206V205H132ZM171 206V205H170ZM185 205H183V207H184ZM187 206V205H186ZM193 206V205H192ZM191 206V207H192ZM219 206V205H218ZM217 206V207H218ZM231 206H229V208L231 207ZM0 207H2V206H0ZM64 207V206H63ZM88 207V206H87ZM109 207V208H110ZM190 207V206H189ZM202 207V206H201ZM217 207L215 206L214 208H216V210H218L217 209ZM249 207V209H250V206H248ZM253 207V206H252ZM188 208V207H187ZM225 208H227L226 206H225ZM1 209V208H0ZM108 209V208H107ZM186 209V208H185ZM190 209V208H189ZM68 211V210H67ZM71 212H73L72 210H70ZM75 212H76V209L74 210ZM213 211H215V210H213ZM219 211V210H218ZM217 211V212H218ZM1 212H3L2 210H0V214H1ZM69 212V211H68ZM75 212H73V213H75ZM221 212V211H220ZM235 212V211H234ZM4 213V212H3ZM165 213V212H164ZM213 213V212H212ZM69 214V213H68ZM76 214V213H75ZM154 214V213H153ZM216 214V213H215ZM15 215V216H14ZM14 215H12V216H14L12 219H13V221H16V222H23V221H27V218H25L24 216H22V214L20 215V213L19 214H14ZM117 215V214H116ZM127 215V214H126ZM175 215V214H174ZM197 215V214H196ZM195 215V219L190 223V225L189 224H187V225H185L186 226V228L188 227H198V226H205V225H207V224H209L210 222H209V218H208V216L206 217L205 215L204 216H196ZM151 216V215H150ZM193 216V218H194V215H192ZM231 216V215H230ZM237 216V215H236ZM118 217V216H117ZM120 217V216H119ZM241 216H239L238 218H240ZM29 218H31V217H29ZM113 218H114V215H113ZM191 218V217H190ZM193 218H191V219H193ZM232 218H234V217H232ZM237 218V217H236ZM10 219V218H9ZM118 219V218H117ZM120 219V218H119ZM163 219H165L164 218V214L162 213V212H158L153 218H152V220L150 221V225L151 226H155L156 224H158L159 222L161 223V221L163 220ZM85 220V219H84ZM123 220V219H122ZM25 221V222H26ZM28 221H31V220H28ZM121 221V220H120ZM237 221V220H236ZM7 222V221H6ZM9 222V221H8ZM11 222H12V220H11ZM3 223V222H2ZM13 223V222H12ZM15 223V222H14ZM24 223V222H23ZM181 223V222H180ZM187 223V222H186ZM185 223V224H186ZM189 223V222H188ZM21 224V223H20ZM24 224H28V223H24ZM4 225H6L5 223H4ZM8 225V224H7ZM11 225V224H10ZM29 225V224H28ZM136 225H134V226H136ZM31 226V225H30ZM60 226V225H59ZM71 226V225H70ZM132 226V227H131ZM184 226V225H183ZM185 226L183 227V228H185ZM4 227V226H3ZM36 227V228H35ZM131 227V228H130ZM181 227V226H180ZM30 228V227H29ZM37 228H39V230H41L40 232H38V231H36L37 230ZM69 228V227H68ZM67 228V229H68ZM71 228V227H70ZM69 228V229H70ZM72 228H73V226H72ZM77 229H79L78 227H76ZM74 229H75V227H74ZM109 229V228H108ZM108 229H102V228H100V229H98L97 231L95 230V234L96 235H100V238L101 237H103V236H106V235H110V233H111V235H112V233H114L113 231V229L112 230H108ZM111 229V228H110ZM134 229V228H133ZM134 229V230H135ZM137 229H139V230H137ZM222 230V229H221ZM244 230V229H243ZM76 231V230H75ZM75 231H73V232H75ZM77 231H79V230H77ZM77 231H76V233H77ZM162 230H160V232H161ZM187 231H189V230H187ZM31 232V233H32ZM64 233L66 232V230L65 231H63ZM69 231L67 230V232L66 233H68ZM72 231H71V233H73ZM79 232H81V231H79ZM86 232V231H85ZM122 232V231H121ZM125 231H123V233H124ZM152 232H154V230H152ZM159 232V231H158ZM159 232V233H160ZM251 232H252V230H251ZM256 232V231H255ZM88 233V232H87ZM89 233H92L93 234V232H89ZM89 233L88 234H86V235H89ZM163 233V232H162ZM185 233H186V231H185ZM69 234H70V232H69ZM74 234L75 233H73V235H72V237H74ZM81 234H82V232H81ZM80 234V235H81ZM83 234H84V232H83ZM94 234V235H95ZM152 234V233H151ZM161 234V233H160ZM163 234H165V233H163ZM163 234H161L162 236H163ZM168 235H167V241H170V243H171V241H174L176 238H174L176 235H175V233H173V232H169V233H167ZM239 234L240 235H243L244 233H242V232H240L239 231ZM76 235V234H75ZM79 235V236H80ZM93 235V236H94ZM108 235V236H109ZM178 235V234H177ZM255 235H256V233H255ZM254 235V236H255ZM40 236V235H39ZM68 236H70L71 237V234L70 235H68ZM67 236V237H68ZM90 236V235H89ZM92 235L90 236V237H93ZM185 236V235H184ZM182 237V236H180V237H182V238H180V240L182 239V243H183V245L184 246H186L187 247V249L185 248V249H183V250H185V253H184V251L182 250V251H178L177 252V250H175L177 253H174V251H173V255H171V256H169L168 254H169V251L166 253V255H165V258H163V259H161L160 257H158V256H153L151 253L150 254H147V252H144V251H141L140 250V252H138V251H136V252H126V253H123L122 255H117V257L118 258H116V259H119V262H118V264H203V262L204 261H206L207 259H209V258H213V259H215L216 260V256L217 257H219V258H223V259H225L226 260V262H228L229 264H256L257 262H255L254 263V261L253 260H251V259H248V258H246L245 257V259H244V255L242 254V253H237V249H238V247L239 246H241L242 244H241V242L243 241L242 240V237L240 238L239 237V235H237L238 236V238H237V236H234V237H236V238H234L233 240H232V242L230 241V244L232 243V245H233V248L234 247H236V249L234 250L233 249V251L232 250H228V249H224V250H217V249H213V250H208L207 251V249L209 248L210 249V247H208L209 245H210V238H208L207 236H206V238H202L200 241H197L196 242V244H195V246H192V249L194 250V249H200V248H202V249H205L204 250V253H202L203 254V256L201 257V256H199L198 254V256H199V258H197L198 256L197 255H195L196 253H195V251H193V250H191V247H190V245H192V243H191V239L190 238H186L187 237V235L185 236V237ZM245 237H246V235H244ZM258 236V235H257ZM71 237V238H72ZM76 237V236H75ZM77 237H78V233H77ZM85 237H87V236H85ZM131 237V238H132ZM200 237V236H199ZM228 237V236H227ZM245 237H243L244 239H245ZM251 237V236H250ZM261 237V236H260ZM70 238V239H71ZM89 238V237H88ZM95 238V237H94ZM46 239V238H45ZM60 239V238H59ZM58 239V240H59ZM75 239V238H74ZM178 239V238H177ZM247 239V238H246ZM179 240V241H180ZM192 240H193V237H192ZM227 241V240H226ZM45 243L43 244V245H41V246H44V245H48L47 244V242L46 241H44ZM50 242V241H49ZM137 242V241H136ZM228 242V241H227ZM173 243V242H172ZM180 243V242H179ZM191 243V244H190ZM212 243V242H211ZM214 243V242H213ZM244 243V242H243ZM50 244V243H49ZM68 244V243H67ZM66 244V245H67ZM145 244H147V243H145ZM189 245V246H187V245ZM241 244V245H240ZM256 244V243H255ZM40 245V244H39ZM69 245V244H68ZM168 245V244H167ZM166 245V246H167ZM179 245V244H178ZM17 248L16 249H18V251H21L22 253H18L17 254V257L18 258H21L25 253L24 252H26V250H31V248L33 247V245L32 244H26V243H17ZM40 246V247H41ZM170 247H171V245H169ZM183 246V247H184ZM16 247V246H15ZM45 247V246H44ZM44 247H41V248H44ZM48 247H49V245H48ZM174 247V246H173ZM189 247V248H188ZM34 248V247H33ZM36 248H38V245H37V247ZM179 248V247H178ZM177 248V249H178ZM182 248V247H181ZM249 248H253V246H250ZM248 248V249H249ZM39 249V248H38ZM101 249H105L104 247L102 248V246L100 245H98V248L97 249H95L94 250V254L95 253H99L100 251H101ZM169 249H172V247L171 248H169ZM254 249H255V247H254ZM250 250V249H249ZM253 250V249H252ZM160 251V250H159ZM162 251V250H161ZM239 251V250H238ZM78 252V251H77ZM165 252V251H164ZM116 253V252H115ZM115 253H113L114 255H115ZM118 254L120 253V252H117ZM163 253V252H162ZM249 253V252H248ZM121 254V253H120ZM163 254H165V253H163ZM244 254H247V253H245L244 252ZM115 255V256H116ZM248 255V254H247ZM246 255V256H247ZM249 255H250V253H249ZM110 257H111V255H109ZM106 257V256H105ZM110 257H109V259H110ZM215 257V258H214ZM79 258V257H78ZM108 258V257H107ZM113 258V257H112ZM111 258V259H112ZM115 258V257H114ZM202 258V259H201ZM45 258H43V260H44ZM75 259V258H74ZM105 259V258H104ZM115 259V260H116ZM42 260V259H41ZM76 260V259H75ZM99 260H101V259H99ZM215 260H214V262H215ZM260 260H264V254H262L261 255V257H260ZM259 260V261H260ZM105 261V264H114V262L113 261H107V260H104ZM221 261V260H220ZM224 261V260H223ZM103 262V261H102ZM116 262V263H117ZM211 262V261H210ZM213 262V263H214ZM47 263V262H46ZM45 263V264H46ZM115 263V264H116ZM206 263H207V261H206ZM212 263V262H211ZM222 263V262H221ZM101 264V263H100ZM103 264V263H102Z\"/></svg>",
  "mask_w": 264,
  "mask_h": 264
}]
</instances>
